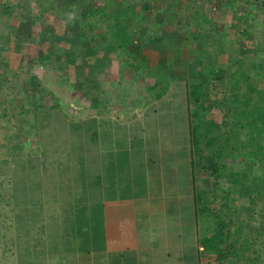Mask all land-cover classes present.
<instances>
[{"label":"rangeland","instance_id":"rangeland-1","mask_svg":"<svg viewBox=\"0 0 264 264\" xmlns=\"http://www.w3.org/2000/svg\"><path fill=\"white\" fill-rule=\"evenodd\" d=\"M29 1L32 4L28 5ZM33 1L8 0L6 1L8 2L6 7L10 8L8 10L0 4V43L6 47L3 54L4 62L0 67V75L2 76L3 71L6 74V78L0 82V264H17V255L24 253L34 239L42 238V234L46 239V252L41 257H34L32 261L34 264H44L47 256L56 255L59 243L62 245L59 246L58 251L63 255L75 254L80 250L89 252L88 240L90 235L94 236V231L90 233L91 228L94 227L99 226L98 230L95 228L96 238L97 236L99 238L96 248L99 249L104 245L100 229L101 214L93 213V223L87 224L83 219L86 214L75 211L77 205L87 201L84 195L90 194L89 180L93 160L91 149L86 147L88 145L84 148L86 150L81 151L71 147L76 141L77 145H80L78 138L75 137L77 132L84 133L85 137L89 135L87 129L91 125L89 119L97 110L103 111L102 107H105L106 111L111 113L116 111V115L120 111L121 104L130 101L136 104L138 95L150 94V79L147 78L144 83H139V79L136 80L138 75L131 69L135 64L140 63L138 57L134 59L119 52L115 55L117 47L111 44L110 38L104 37V28L107 24L99 23L94 31L82 33L77 24L81 8L71 10L74 0H50L42 9ZM124 1L131 3L137 14L141 12L140 17L143 16L144 7L147 9L145 15L154 14L155 8L152 5L148 6L149 0L148 2L147 0H93L92 2L116 11ZM188 1L190 2L187 4L192 9L182 11V16H184V24L189 23L188 26L191 28L181 30L184 34L183 39L190 40V43L184 42L182 52L184 60L189 61V68L184 71L187 77H194L201 64H207L208 55L204 52L208 49L215 53L219 63L216 66L217 72L214 73L216 77L223 76L228 66L235 67L237 61L241 60L249 68L252 76L258 80L260 88L264 89V52L260 51L261 48L264 49V17L255 11L252 12L243 4L235 7L228 4L220 9L212 2L203 8V13H208V17L215 21L211 30L209 31L210 27H207L206 32L201 26L202 20L199 19V14L202 12L197 5L201 0L184 2ZM248 13L252 16H248ZM157 14H160V11ZM34 21H36L35 25ZM69 22L74 23L69 30L75 34L64 42L56 40V34L62 35L61 25H68ZM247 23L254 26L249 28V34L251 33L249 37L244 35ZM12 26L18 28L19 36L15 37L16 33H12ZM51 30L56 32L55 37L51 35ZM199 33L201 36L198 35ZM6 38H11V42L4 44ZM16 38L21 43V53L16 51ZM46 42H56L60 47L64 43L66 52L71 51L76 44L83 48L77 53L76 60L73 59L74 65L68 70L56 68L50 63L52 59L49 60V57L42 59L38 57L39 52L43 53L42 51L45 50L43 46ZM153 42L155 43L154 40ZM46 45L49 52L55 48L54 45L52 47ZM97 48L100 49L98 53H96ZM155 54L152 57H156ZM102 60L101 69L95 67L94 70L92 67L96 61L100 63ZM70 61H68L69 67L72 65ZM152 61L155 62L154 58ZM178 62L181 68L180 61ZM105 70L110 71L107 73ZM17 73L19 74L16 77ZM214 75L212 77H215ZM75 78L79 81L77 82ZM95 80L98 82V90L93 91L91 89ZM86 82H89L87 87V90L91 91L89 94L78 90ZM126 98H129V101H126ZM11 101L17 106L27 101L26 108L33 110L32 113L21 117L25 121L24 124L21 119H14L8 123L3 116L4 105L10 104ZM35 103L43 106L42 109H37L39 115L37 120L34 118ZM166 105V101L160 100L155 108L160 113L166 109ZM15 113L23 116L18 111ZM132 113L134 112H130V115ZM205 117L209 119L210 115ZM215 118L221 120L222 116L216 114ZM104 120L106 119L102 118V121L96 119V130L100 135L106 127ZM108 122L111 123L110 120ZM71 124L79 125V129L73 130L74 134L70 132L73 128ZM19 125L25 126L27 130L24 140L21 143L17 142V145L14 137L21 127ZM82 129H85L84 132ZM14 147L22 150L13 151ZM239 156L241 155L225 161L228 174L247 171L251 178L256 176L264 179L262 166ZM193 157L195 187L198 190L214 188L202 167L199 156ZM79 180L82 181V187ZM225 182L226 180L222 184ZM75 184L78 187H75ZM231 194L228 197L229 213L244 219L247 217L245 215L248 211L246 208L248 202L240 200L237 194ZM215 196L217 202L223 203L222 190H217ZM89 200L91 199L88 198V203ZM257 204L254 226L256 230L253 237L247 236L246 233L239 244L245 247L246 251L241 253L245 259L226 264H247L249 261L252 264H264V196L257 200ZM52 225L57 226L59 230L62 229V225L65 226L63 232H67L68 235L64 236L62 231L50 227ZM213 226V220H200L198 224L200 239L208 235ZM73 230L75 234L71 236ZM69 236L74 238L71 245L65 244ZM246 237L250 238V243L247 245L249 249L252 246L250 251L246 249L244 243ZM202 264H217L215 255L211 252H202Z\"/></svg>","mask_w":264,"mask_h":264},{"label":"crops","instance_id":"crops-1","mask_svg":"<svg viewBox=\"0 0 264 264\" xmlns=\"http://www.w3.org/2000/svg\"><path fill=\"white\" fill-rule=\"evenodd\" d=\"M184 1L147 0L148 6L155 8L154 14L140 18V29L148 40L142 47H130L129 56L138 57L140 63L131 69L138 68L139 72H135L139 83L150 79V94L138 95L136 104L131 101L121 104L116 115V111L97 110L87 127L89 135L75 134L80 145L76 141L71 149L81 151L87 147L93 159L90 194L84 195L87 201L91 200L77 205L75 211L86 214L83 219L87 224L93 223V213L101 214L104 245L96 248L99 238H96L95 228L98 230L99 226L94 227L90 232L94 231V236L90 235L88 240L89 252L80 250L63 255L58 251L62 245L59 243L56 255L47 256L44 264H202L195 213L187 75L179 71L173 47L165 49L159 44L161 38L172 35L173 30L188 28L182 11H190L192 7L187 4L190 1ZM199 2L197 6L202 12L199 19L207 32V27L210 31L215 21L208 13H203L204 0ZM154 54L156 57H152ZM177 74L182 77L175 78ZM160 100L167 105L158 113L155 107ZM130 112L134 113L130 115ZM96 117L101 121L106 119L101 135L96 130ZM50 227L58 229L54 225ZM61 228L58 230L63 232L65 226ZM74 234L75 230L71 236ZM63 235L68 234L63 232ZM42 236L17 255V264H34V257L45 254L46 239ZM71 236L65 244L71 245L74 241Z\"/></svg>","mask_w":264,"mask_h":264},{"label":"trees","instance_id":"trees-1","mask_svg":"<svg viewBox=\"0 0 264 264\" xmlns=\"http://www.w3.org/2000/svg\"><path fill=\"white\" fill-rule=\"evenodd\" d=\"M6 1L1 0L0 4L8 10L10 8H7L8 2ZM92 1L74 0L71 4L72 11H75L76 8H81V14L77 17V24L82 33H87L89 30L94 31L95 26L99 23L107 24V26L104 25V37L110 38L111 44L117 47L115 55H117V52L129 55L130 47H142L145 45L148 38L141 31L139 23L140 18L142 19L143 17H140L139 13L135 12L131 3L128 4L124 1L118 10L111 11L108 6L95 5ZM33 2L42 9L50 0H34ZM204 2L205 5L213 2L220 9L223 6H228V4L231 7L243 4L252 12L255 11L258 15L264 17V0H204ZM30 4H32L31 1H29L28 5ZM146 10L144 7L143 15ZM249 13L248 16H252ZM35 24L36 21H34ZM73 25L74 23L70 24V22L68 25H61V36L57 35L53 30L50 33L54 37L56 34V40L64 42L75 34V32H70L69 30V27ZM246 26L247 29L245 28L244 35L249 37L251 35V33L249 34V28L254 26L248 23ZM12 27L14 29V31L12 29V33H16L15 37L19 36L18 28L16 26ZM190 28L188 26V29ZM175 30L178 31L179 28ZM175 30H173L174 33L172 35H164L159 44L165 49L173 47L175 58L180 61V71L183 73L189 68V61L184 60L181 51L184 47V34L181 32L182 28L179 32H175ZM149 38L153 40L152 35ZM16 40V51L21 53V43L17 38ZM9 42H11V38H6L4 44H8ZM185 42L190 43V40H186ZM46 44L50 47L54 45L55 48L53 47L54 49L49 52ZM46 44L43 46L45 50L42 51L43 53L39 52L38 57L40 59L42 57H49V60L52 59L50 63H53L56 68H67L68 70L74 65L73 59L76 60L77 53L83 48L81 45L76 44L73 47L74 49L72 48L71 51L66 52L64 43H62L61 47L56 42H46ZM5 49L6 47L0 43V67L4 62L3 54ZM97 49L96 53L100 50L99 48ZM260 51L264 52V49L261 48ZM205 53L208 55L207 64L202 63L199 71L194 73V77H187V100L192 154L193 156H199L205 173L209 176L212 185L215 187L199 190L195 187V213L198 224L200 220L214 221L212 231L200 239L201 251L203 253H213L217 264H226L228 262L232 263L234 260L245 259L241 254L243 251H246L245 247L243 245L239 246V244L246 233L247 236L252 238L256 230L254 227L256 224L255 212L258 206L257 200H260L264 196V179L256 176L251 178L247 171H236L228 174L225 161L236 155H241L245 159L252 160L264 168V89L260 88L258 80L252 76L249 68L241 60L237 61L235 67L228 66V70L223 76L216 77L214 73L217 72L216 66L219 64L217 57L212 50L207 49ZM68 61L72 63L70 67ZM102 63L103 60L100 63L96 61L92 68L95 70V67H97L100 70ZM137 69L135 71L139 72ZM105 71L108 73V70ZM2 73V76L0 75V82H2L3 78H6L5 72L3 71ZM18 74H15L16 77ZM212 75L215 77H212ZM181 77L180 74L175 76V78ZM75 79L77 82L79 81L77 78ZM96 81H94L95 83L92 82L94 86L91 90L93 91L98 90V82ZM88 83H84V86H80L78 90L89 94L90 90H87V87H89ZM26 102L21 106H17L14 101H11L8 105H4L3 116L8 120V123H11L14 119H21L22 124L25 123L21 117H25L33 111L26 108ZM42 107L39 104L35 105L34 118L36 120L39 118L37 109H42ZM102 110L106 111V108L102 107ZM16 111L23 116H18L15 113ZM216 114L221 115L222 119H216ZM205 115H210V118H206ZM25 120L27 121V119ZM34 124L36 125L37 122ZM75 124H71L73 126L70 131L72 134H74L75 131L73 130L75 128L79 129V125ZM26 130L25 126L19 128L14 137L17 145V142L21 143L24 140ZM79 134L82 136V133ZM15 150L20 152L22 149L14 147L13 151ZM193 165H195L194 157ZM224 180H226V185H224L225 183L222 184ZM217 190H222V193H224V197L221 198L223 203L216 201L218 200L215 196ZM231 193L237 194L240 200L248 202L247 207L245 205L248 209L245 215L247 217H244V219H241L240 216L238 218L236 214L233 216V214L229 213L228 197L232 195ZM260 228L263 230L262 227ZM244 243L247 247L250 243V238L246 237ZM246 249L250 251L248 247ZM249 262L247 264H252Z\"/></svg>","mask_w":264,"mask_h":264}]
</instances>
